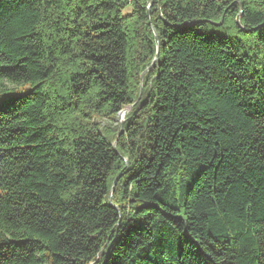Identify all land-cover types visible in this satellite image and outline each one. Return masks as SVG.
<instances>
[{"label":"trees","instance_id":"16d2710c","mask_svg":"<svg viewBox=\"0 0 264 264\" xmlns=\"http://www.w3.org/2000/svg\"><path fill=\"white\" fill-rule=\"evenodd\" d=\"M0 264H264V0H0Z\"/></svg>","mask_w":264,"mask_h":264},{"label":"rangeland","instance_id":"374dc122","mask_svg":"<svg viewBox=\"0 0 264 264\" xmlns=\"http://www.w3.org/2000/svg\"><path fill=\"white\" fill-rule=\"evenodd\" d=\"M152 32L154 34V29H152ZM155 35V34H154ZM156 36V35H155ZM152 66V65H151ZM150 66V67H151ZM150 69H146L141 75H140V79H141V87H140V94H141V91L143 90V85H142V82H143V79H144V76L149 72ZM131 108H126L124 109L123 111L125 112L124 115H122V117H116L115 119V122H109V121H100V124H101V129L109 126V125H114V126H117L119 127V130H120V123H119V120H124L125 121V116L128 114V112L130 111ZM122 112V111H121ZM118 136V135H117ZM115 143V142H114ZM113 143V144H114Z\"/></svg>","mask_w":264,"mask_h":264},{"label":"water","instance_id":"95a60500","mask_svg":"<svg viewBox=\"0 0 264 264\" xmlns=\"http://www.w3.org/2000/svg\"><path fill=\"white\" fill-rule=\"evenodd\" d=\"M222 21H223V18L221 19V21H220L219 24H213V25H215V26H220V24L222 23ZM236 24H237L238 26L240 25V23H239V17L236 18ZM154 34L156 35L155 31H154ZM157 61H158V50H157V52H156V58H155L154 62H157ZM122 112H124V111H122ZM117 116L119 117V116H120V113H119ZM119 123H120V130H119L118 136H117V138H116V141H115V143L113 144V149H114V150H116V142H117V139H118V137L120 136V134H121L122 131H123L124 120H119ZM116 182H117V179L115 180V182H114V184H113V186H112V190H113V188H114ZM110 196H111V195H110Z\"/></svg>","mask_w":264,"mask_h":264},{"label":"bare ground","instance_id":"6f19581e","mask_svg":"<svg viewBox=\"0 0 264 264\" xmlns=\"http://www.w3.org/2000/svg\"><path fill=\"white\" fill-rule=\"evenodd\" d=\"M124 113H125V112H121V113H120V117H122V115H124Z\"/></svg>","mask_w":264,"mask_h":264}]
</instances>
